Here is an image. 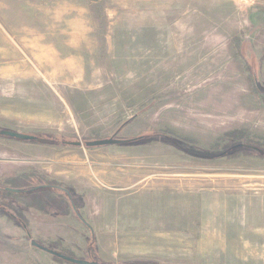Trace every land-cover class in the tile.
I'll use <instances>...</instances> for the list:
<instances>
[{"label":"rangeland","instance_id":"obj_1","mask_svg":"<svg viewBox=\"0 0 264 264\" xmlns=\"http://www.w3.org/2000/svg\"><path fill=\"white\" fill-rule=\"evenodd\" d=\"M238 139L264 150V0H0V264H264V158L173 146Z\"/></svg>","mask_w":264,"mask_h":264},{"label":"trees","instance_id":"obj_2","mask_svg":"<svg viewBox=\"0 0 264 264\" xmlns=\"http://www.w3.org/2000/svg\"><path fill=\"white\" fill-rule=\"evenodd\" d=\"M157 134H159V133H157ZM144 135L145 136H137L134 138L117 140V141H119L118 146H129V145L132 146L134 144H137L138 142L143 140L144 137H147L146 134H144ZM146 139H148V138H146ZM39 142H41L40 144H45V143H42L43 141L41 139ZM188 143L189 142L186 140H181L179 143H176L173 146H175L178 150H182V152L188 154L191 157H197V158H202V159H218L221 157H235L238 154H244L247 156H257V157L264 158V150L262 148L260 149L259 146L253 145L254 143H252V142L240 141L239 139L237 140L236 143L232 142L229 144L228 147L222 146V149H220V150L218 149L216 151H201V150L200 151H191L189 149L190 147H188ZM182 145H183V147L185 146L184 149H183ZM45 188H47V187H45ZM37 189L38 188H35L34 190H37ZM73 210L76 214V217L80 220V222H82L85 226H87L86 223L79 216V214L76 213L75 207H73ZM55 259L57 260V258H55Z\"/></svg>","mask_w":264,"mask_h":264},{"label":"water","instance_id":"obj_3","mask_svg":"<svg viewBox=\"0 0 264 264\" xmlns=\"http://www.w3.org/2000/svg\"><path fill=\"white\" fill-rule=\"evenodd\" d=\"M1 135L5 136L7 138L19 140V141H32L34 139L33 137L28 136V135H23V134H18V133H14V132H8V131L1 132ZM75 145H79V144H75ZM116 145H119V141L113 140V139L86 143V146L88 148L116 146ZM31 246L49 254L53 258H57L63 262L69 263V264H99L96 262H87V261H82V260H78V259H74L71 257L64 256L62 254H59V253L53 252L51 250L45 249V248L39 246L38 244H36L34 242L31 243ZM141 264H155V263H141Z\"/></svg>","mask_w":264,"mask_h":264},{"label":"flooded vegetation","instance_id":"obj_4","mask_svg":"<svg viewBox=\"0 0 264 264\" xmlns=\"http://www.w3.org/2000/svg\"><path fill=\"white\" fill-rule=\"evenodd\" d=\"M41 187H44V189H50V188H48L49 186H46V185H45V186H41ZM45 187H47V188H45ZM56 188H57V187H56Z\"/></svg>","mask_w":264,"mask_h":264},{"label":"crops","instance_id":"obj_5","mask_svg":"<svg viewBox=\"0 0 264 264\" xmlns=\"http://www.w3.org/2000/svg\"><path fill=\"white\" fill-rule=\"evenodd\" d=\"M16 192H18V191H16Z\"/></svg>","mask_w":264,"mask_h":264}]
</instances>
